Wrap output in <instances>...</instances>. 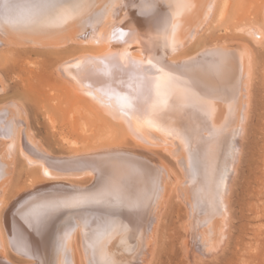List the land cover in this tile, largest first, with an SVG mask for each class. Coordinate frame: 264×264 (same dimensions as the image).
I'll return each mask as SVG.
<instances>
[{
  "label": "bare ground",
  "instance_id": "1",
  "mask_svg": "<svg viewBox=\"0 0 264 264\" xmlns=\"http://www.w3.org/2000/svg\"><path fill=\"white\" fill-rule=\"evenodd\" d=\"M94 1L0 0V51L30 47L43 48L46 52H50L52 59L48 66L52 68L54 81L66 89L63 94L66 92L68 95L70 94V101L78 108L77 110L73 105L74 110L69 104V110H66V107L63 109V106V108L59 107V110H53L45 116L52 127L57 128L63 125L70 132L68 136H62L61 140L69 142L70 145H68L72 147V150L67 154H54L37 137L32 127L30 113L23 101L20 98H7L5 93L1 94L7 90V84L4 85V78L0 75V95H4L6 98L0 101V264H67L68 259L71 262L69 264H88V261L94 258V251H92L90 243L94 241L95 235L100 234L103 230L101 223L88 221L92 230L91 233H88L85 230L86 227L81 229V225L79 227L72 225L73 213L72 215L64 214L56 221L60 212L74 207L78 208L81 205L89 206V204L102 203L110 193L122 185L127 167L131 170V167L135 169L140 166L142 172L140 169V171L133 170V175L136 176L141 186L140 189L136 188L135 201L133 199L132 203L141 202V199L143 200L147 195L144 193L147 192L148 195L145 199L149 198V202L147 200L146 203L150 204L149 211L152 207L157 208L160 213L157 220L160 222L162 207L167 202V196L173 187L170 184H174V188L181 198L190 199L200 193L197 184L199 180L196 179L185 185L186 182L182 181L183 178L180 180L173 169L157 154L158 152L148 149L147 145L162 146L171 156L170 158L175 160L179 170H182V163L186 160L187 164L194 161L195 167L198 165L195 154L204 155V147L206 148L209 143H215L217 140L220 147L219 158H222L229 145L228 138L232 133L231 130L235 127L237 133L240 134L244 129V121H247L246 111L249 110L250 85L252 84V82L249 84V80L253 77L251 75L254 71L253 62L255 61H253V52L251 54L248 51L251 48L248 47V50L245 48L246 40L244 41L245 47L234 45L231 53L234 60V65L229 67L230 73L234 75V77L229 76L233 77L232 86L224 89L225 85L223 84L224 86H221L224 90L221 88L215 90L212 89L213 86H209L210 83L208 85L203 80L206 77L198 79L196 76L200 72L199 69L202 68L198 66L196 60H194L196 63L185 60L189 55L181 59L185 55L181 54L182 49L187 47L191 39L200 31L197 27H194L192 36L187 33V28L184 30L182 26L169 25L157 30L156 37L153 35L150 38L139 30L144 22L134 10L147 9L156 0H105L103 6L107 7L108 14H104L107 10L99 8L90 17L85 10L89 9ZM186 1L178 2L180 6H183ZM253 2L252 0L251 3ZM172 4L171 0H162L158 9H168ZM227 5V0H202L199 9L200 23L206 24L207 28L210 20L221 21L227 12ZM238 11L241 10L238 9ZM63 17H66V20ZM262 18L264 19V15ZM251 19L250 22L255 20L252 17ZM258 21H254V23L257 22V26L260 25L258 30L264 31L260 24L264 20L260 23ZM222 23L224 22L221 21V25ZM147 25L151 24L147 23ZM217 26L216 24V28H218ZM248 26L251 25L248 24ZM242 27L244 28V25ZM149 29L151 28L149 27ZM235 30H237L236 27ZM207 31H209L208 28ZM238 31L240 32V30ZM253 33L251 35L250 32L252 41L253 38L254 40L258 38L253 37L255 35ZM244 36L246 37V35ZM89 41L91 44L93 42L98 45L106 44L99 53L100 55L95 54L97 53L95 51L91 52L90 44V51L86 50L88 45H85L86 49L81 45L83 42L89 43ZM196 42L195 44L199 45L200 41L196 40ZM236 42L240 43L241 41L239 42L238 39ZM70 44H80L84 51L79 50L80 54L72 56H64L59 53V48L60 51L61 48L68 49ZM216 44L217 42L214 45ZM199 47L201 49V45ZM75 48H79V46ZM98 48L100 46H97ZM92 49L95 50V45ZM137 49H140V53L136 54ZM195 50L198 49L195 48ZM141 52L147 53L143 57ZM35 70V67L30 68L29 66L27 75L33 76ZM228 79L230 80V78ZM19 81V85L23 88H29L26 92L28 90L30 93L35 92H33L34 87L30 85L28 87L27 77L19 78ZM206 81L209 82V80ZM30 88H33L32 92ZM37 88L35 87V89ZM46 90L49 89L46 88ZM58 91L60 90L58 89ZM23 92L25 91L23 90ZM30 93H28V97L31 98ZM61 100L60 104L65 105V102H61ZM31 101L38 104L36 99H31ZM43 101L42 103L48 104L46 103L48 100ZM52 102L57 103L53 99ZM52 108L49 107L50 110ZM46 109L48 108L46 107ZM218 115L221 117L220 119H218ZM219 120L222 121V124H218ZM120 132L128 133L133 141L131 140L130 143L127 140H119V138L121 139ZM80 142L82 145L77 144ZM236 144L238 145V143ZM19 159L22 160L26 169L38 171L43 180L18 189L8 199ZM87 176L90 177V180L86 184L75 181ZM29 192L34 193L30 195ZM216 199L215 193L210 192V204L216 211L214 212L216 215L212 217L213 222L208 221L209 224L212 223L210 227L208 224L205 227L209 228V232L206 230L202 233L207 242L210 241L209 239H214L209 236H213L220 228L221 222L225 221L224 206L221 205L223 207L220 209V204L216 202ZM128 202H130L129 199ZM148 205L146 206L148 207ZM135 213H137L136 210ZM146 214L149 216V212ZM144 218L146 220L142 224L139 235L148 247L146 249L148 253L151 247L155 248L158 225L155 226L148 221V217ZM184 227L187 234H191L190 225H184ZM62 230L61 235H54L56 231L61 232ZM78 236L81 237V249L77 247ZM132 239L128 240L132 241ZM126 242H117L114 251L118 253L129 250L130 245L126 247ZM185 245L186 249H189L191 245L189 237L186 238ZM214 246V243H211L209 250ZM11 250L32 259L31 262L15 261L9 254ZM63 251L66 253L65 262L62 257ZM123 255L125 254H122V258H124ZM142 263H145L144 260Z\"/></svg>",
  "mask_w": 264,
  "mask_h": 264
},
{
  "label": "rangeland",
  "instance_id": "2",
  "mask_svg": "<svg viewBox=\"0 0 264 264\" xmlns=\"http://www.w3.org/2000/svg\"><path fill=\"white\" fill-rule=\"evenodd\" d=\"M161 1L162 0L154 1L153 5H151L147 9L134 10L136 14H138L143 19L144 22L139 30L143 31L144 34H147L150 38H152L153 35L156 37L155 32L157 30L163 29L166 26H182L184 30L187 28L186 31L189 35L193 36V29L194 27H197L200 30L199 32L202 34L200 35V33L198 32L199 35L197 34L196 36H194L191 39L190 44L182 49L181 54H185L183 56L181 55L183 58L180 55L179 56L181 57V59H184L185 56L189 55L187 58H185V60L191 62H195L194 60H196L198 66L202 68L199 69V74H194L198 76V79L206 77L203 80L207 84L210 83V85H208L213 86L212 89L220 90L219 88H221V90H224L227 87L230 88V86H232L234 75L230 73L229 67L234 63V60L232 59L233 57H231L234 45L245 47V43H247L245 48L247 50L251 48L248 51L250 53L253 52V61L255 62H253L254 71L251 75V77L253 76V79L250 78L252 81L249 80V84H251L252 82V84L250 85L251 98L248 107L249 110L246 111L247 121H244L245 123H243L244 129L240 132V134L237 133V129L235 127L231 130V136L229 135L228 138L229 145L225 149V154L222 158H219L220 147L217 140V142H215L216 144L211 142L206 146V148L204 147V155H200L199 153L195 154L198 160V165L194 167V161H192V163L190 164H187L188 162L186 160V162L184 161L186 165L184 164V162L182 163V170H179V166L176 165L177 163L175 162V160L170 158L171 156H169L168 152H166L164 148H162V146L151 147V145H147L148 149H151L156 153L158 152L157 154L162 159H164L165 162L173 169L175 175L180 180H182L183 178L182 181L186 182L185 185H188L196 179L199 180L197 181V184L199 185L200 193L195 194V196L191 197L190 199L181 198L177 193V190H175L174 184H170V186L172 187L173 185V187L171 192L167 196V204L165 203L162 207L163 210L161 209L163 212L161 218H159L160 222H158L157 220V217H159L160 214L157 208L152 207V209H150L149 211L150 204H146L147 200L149 202V198L147 197L145 199V197L148 195L147 192L144 193L145 195H147L143 200L141 199V202L132 203L133 201H135L136 188L140 189L141 186L137 181L136 176L133 175V170L137 169L138 171L141 170L142 172L140 166L135 167V169L134 167L133 169L131 167V170L127 167L126 177L124 178L122 185H120L117 190H114L112 193H110V195L104 200L105 202L102 201V203L100 204H89V206L81 205L78 206V208L74 207L71 209H67L63 212H60L58 214V218H56L55 220L57 221L59 217L64 216V214L66 215L68 213L72 215L73 213L72 225H74L75 227H79L81 225V229H83V227H86L85 230L88 233H91L92 231L90 226L88 225V221H98L99 223H101V226L103 228L101 233L95 235V237L93 238L94 241H91V243L88 242L91 244L90 247L92 251H94V258L90 259L88 261V264H103V262L104 264H141L143 260L145 263L142 264H264V37L262 39L264 33H257L264 31L262 29L261 31L258 30V27L260 29V25L257 26V22L254 23V21L260 20L264 15V0L263 2L262 0H253L255 4L254 2L251 3L252 0H227V12L221 20L224 23H222L221 25V21H216L215 19L212 21L210 20L209 25H207L209 26L207 27L209 30L207 32V28L205 27L206 24L203 25L202 22L200 23L201 17L199 9L202 5V0H187L183 6L179 5L180 0H171L173 4L169 6L168 9L164 10L158 9L159 3ZM104 4L105 0H95L91 4L90 8L85 10V12H87V15L89 14L88 16L92 17L99 8H104V11L107 10V7L103 6ZM239 7L242 9H240ZM238 9L242 12L238 11ZM104 14L107 15L108 10L104 12ZM251 17L255 19L253 20V22H250V20H252ZM64 18L66 20V17H63V19ZM263 20L264 19L262 18L260 21H258V23L262 22ZM68 21L69 19L67 20V22ZM147 23H150L151 25H147ZM252 23L254 24L252 25ZM263 23L260 24H262L264 28ZM216 24L218 25V28H216ZM241 24L244 25V28L242 27L243 29L241 28V26H243ZM248 24L251 26H248ZM210 25H212L214 28H210L212 27ZM149 27L151 29L148 30ZM235 27L237 30H235ZM245 29L250 31H246ZM238 30H240V32ZM235 31L237 36L235 34ZM250 32L251 35L252 32H254L253 34L255 35H253V37H258L256 38V40H254L253 38L254 42L252 41ZM246 33H249V35H247ZM244 35H246V37ZM196 37H198L199 39ZM238 39L242 44L236 42ZM196 40L200 41L199 45L195 44ZM214 42H217V44L214 45ZM254 43L257 44L255 45ZM80 44H70L68 46V49L61 48L60 51L59 48L58 51L64 56H72L80 54L82 50L84 51V49L82 48H85V45H88V48H85L86 50L89 49L90 51V47L92 46L91 52L93 51L94 53L95 51L97 52L95 54H99L106 46V44L104 43H100L98 45V43L93 42L91 44L90 41L89 43L83 42V44H81L83 45V47ZM209 44L211 45L209 46ZM93 45H95V50L92 49ZM200 45L201 49L199 47ZM76 46H79V48H75ZM97 46H100V48L97 49ZM193 47H195L199 51H196ZM205 48L207 49L204 50ZM135 53H140V49H137ZM142 53L143 52H141V54ZM146 53L147 52L143 53V57L146 55ZM190 53L193 54L191 55ZM0 55V75L4 78H2L4 80V85L7 84V90L5 92H1V94L5 93L4 95H7V98H20L23 101L30 113L32 127L37 137L43 141L44 145L51 152H53L54 154L69 153L72 150V147L69 146L70 143L61 140L62 136H68V134L70 133L69 130L66 129V127H64L62 124L61 125L64 128L62 126H59L60 128L52 127L47 122V119L45 117L51 111L59 110V107L63 108L64 106L63 109H65L66 107V110H69V104L72 105V109H74L75 107V105L70 101V94L68 95V93L66 92V96H64L65 94L63 93L64 90L66 91V89L61 87L58 82L54 81L52 68L48 66L49 62L52 59V55L50 54V52H46V50H43V48L35 49L30 47H18L10 51H7L6 49L1 50ZM29 66L30 68L35 67L36 69L33 76L27 75ZM218 68H220V70H218ZM39 75L43 77L41 78ZM196 76L194 77L197 78ZM26 77L29 80L28 87H34V89L30 88L31 92L32 89L33 92L35 91L34 93L28 92L30 90L26 92V90L29 88L26 89L23 88V86L19 85V78ZM228 78H230V80ZM43 80L46 82H44ZM206 80H209V82ZM221 85L224 86V89ZM35 87L38 88L35 89ZM46 88L49 90H46ZM56 89L57 91L58 89L60 91L57 92ZM23 90L25 92H23ZM54 90L57 93H55ZM28 93L31 94V98L28 97ZM4 95H0V97H3ZM2 97L0 98V101L5 98V96L3 98ZM56 97L60 100L62 99L61 102H65V105L63 103L60 104V100H58ZM65 97L66 101L64 100ZM31 99H36L38 101V104L32 102ZM52 99L59 105L57 103L54 104V102H52ZM46 100H48L49 102L51 101L50 104ZM42 101H46V103L48 104H44L42 103ZM47 105L51 108H54L50 110ZM39 106H41L42 108ZM46 107L48 109H46ZM40 109L44 110L42 111ZM72 109H70V111ZM76 109L78 110V108ZM74 110L72 111L74 112ZM219 115L218 119L221 118V115ZM56 117L55 120L57 119ZM218 122V124H222V121L220 122L219 120ZM52 128H55L56 130H53ZM236 134L237 137H235ZM119 136L121 137V139L119 138V140H127V142L131 143L132 139H130L131 136L128 135V133L125 134V132H120ZM71 139L73 138L71 137ZM80 143L77 144L82 145V143ZM236 143H238V145ZM239 147L241 150L239 149ZM235 150L236 152H233ZM14 177V182L9 191L8 199H10L18 189L28 186L31 183H36L43 180L38 171L34 172L32 169H26L22 163V160L20 159L17 162L16 174L14 175ZM89 180L90 177L87 176L75 181L80 184H86L89 182ZM171 180L173 181V177L171 178ZM212 190H214L215 192ZM210 192L215 193V197H217L216 202L220 204V206L218 205L220 209H222V207L224 206L223 211L226 212V216L225 221L221 222L220 228L216 231V235L214 234L213 236H209V238L212 237L214 239H209L210 241L207 242V240L205 239L206 237L202 235V233H204L206 230H208L207 232H209V228L206 229L205 227H207V224L208 227H210L212 223H209L213 222L212 217L216 215V213H214L216 211L211 207L212 205L210 204ZM33 193L34 192H29L30 195H33ZM128 199L132 204L128 202ZM146 205H148V207ZM145 207H147L148 209L146 208L145 210ZM138 208L141 209L139 210ZM135 210L137 213H135ZM144 211L149 212V216L146 214L147 212ZM207 212H209L210 214ZM137 216L141 217L139 218L140 220ZM144 217H148L147 220L153 223L155 226L158 225L155 241L156 245H154L155 248L151 247L149 249V254L146 250L148 247L143 243L144 241H142L143 239H140L141 236L139 235L142 224L146 220ZM208 221L210 222L208 223ZM136 224L137 226L139 224V226L137 227ZM188 224L191 227V234H187V231L184 227V225ZM136 228L139 230H137ZM62 233L63 230L61 232L56 231L54 235H61ZM82 233L83 235L85 234L84 230L82 231ZM187 237H189L191 241L189 249H186L187 247L185 245ZM128 239H132V241ZM117 242H126V247L130 245V249L125 250L124 252L122 251L116 253L114 251V247ZM211 243H214L215 246L211 250H209ZM80 245L81 237L78 236L77 247L79 249H81ZM215 247L218 248L216 249ZM11 251H9V254L15 261L31 262L32 260L23 254L16 253L13 250ZM152 251L153 253L151 254ZM62 254L61 255L64 259L63 261L65 262L66 253L63 251ZM122 254H125L126 256L123 255L124 258H122ZM68 261L70 262L69 259ZM69 262L67 264H69Z\"/></svg>",
  "mask_w": 264,
  "mask_h": 264
}]
</instances>
